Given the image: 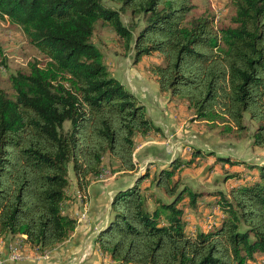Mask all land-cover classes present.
Here are the masks:
<instances>
[{
	"label": "trees",
	"instance_id": "1",
	"mask_svg": "<svg viewBox=\"0 0 264 264\" xmlns=\"http://www.w3.org/2000/svg\"><path fill=\"white\" fill-rule=\"evenodd\" d=\"M227 1L232 14L216 29L213 16L202 14L182 25L190 0H0V20L19 27L47 58L43 66L29 62L10 74V95L0 90L5 246L20 236L39 253L64 244L76 226L65 211L74 201L69 190L83 194L102 175L103 159L108 174L135 172L134 136L157 130L135 96L109 75L92 42L98 21L112 29L133 64L162 58L148 72L196 120L243 139L247 115L255 126L251 145L264 148V0ZM125 12L143 23L138 32L136 22L121 21ZM180 166L174 160L171 170L156 175L154 185L168 200L151 198V208V195L140 188L146 172L114 193L109 221L94 239L99 250L113 264H249L256 254L264 262V164L248 166L256 170L253 181L211 195L217 223L194 237L184 231L182 207L194 208L203 193L173 179ZM242 176L228 177L240 182Z\"/></svg>",
	"mask_w": 264,
	"mask_h": 264
},
{
	"label": "rangeland",
	"instance_id": "2",
	"mask_svg": "<svg viewBox=\"0 0 264 264\" xmlns=\"http://www.w3.org/2000/svg\"><path fill=\"white\" fill-rule=\"evenodd\" d=\"M190 2L192 8L185 15L182 25L186 24L191 17L202 14L205 16H213V26L217 29L224 25L232 14L227 0H190ZM111 6L117 8V6ZM121 21L124 24L130 23L131 21L136 22L137 29L135 32H138L143 26L140 20L131 18L127 12L122 15ZM92 42L101 52L103 63L109 75L121 82L126 89L132 90L137 98H141L138 99L142 102L137 100L140 105L141 103L144 105L147 104L148 107L152 104L155 105L157 115H161L160 117L162 120H165L166 117H170L173 113L179 111L176 109L177 107L181 108V116L185 118L181 121L180 127L177 126V131H174L173 127L172 129L167 128L166 130V127L161 124L159 128H156L157 130L154 131L152 135L158 138V141L163 142L161 145H156L155 149H153L152 155L154 161L146 160L144 163L142 162L136 165L137 170L135 175L136 178L143 175V173L145 174V172L148 175L147 178H149V183H144V185L147 184L148 186L143 191L146 197L151 195V197L149 196L147 198V205L151 208V198L167 199L164 198L163 194L162 198L161 195L155 193L158 189H156V185H154V180L157 178L156 175L161 172L158 170H160V168H163L162 171L171 170L170 164L174 160H177L181 166L180 169L173 170V179L179 178L182 186L190 187L197 192H203L205 200L209 202L207 205L204 203L198 205L199 209L207 212L200 216V212L193 211V209H191V214L183 213L182 210L181 220L184 225V231L190 237H194L199 232L209 231L212 226L217 223L216 215L219 214V209L216 204H214L216 198H210L212 197L211 195L215 193L216 190L227 193L230 186H238L244 182L253 181L254 177L256 179L257 173L256 170L248 168V166L264 164V148L253 147L249 140V136L255 127L254 124L248 120L247 115L244 117L243 123L246 126V134L245 137L243 136V139L231 138L228 134H218L217 130L209 128L206 122L196 120L193 112L187 109L184 102L172 97L170 98L168 94L165 95L155 89L156 85L154 84L153 76L148 73V69L152 65L161 64V57L154 54L133 64L131 57L127 55V52L124 50L121 41L113 34L112 29L101 21L95 24ZM0 52V90L8 95L11 94L8 83L10 74L16 71L26 70V66L29 62H36L39 66H43L47 61V58L42 53L26 41L19 27L11 25L3 20H0ZM142 95H144V97H140ZM170 105L173 106L172 109L174 111L171 109L170 112L167 111ZM144 113L146 119L152 123L155 113L153 114L151 112L152 116L147 115L146 112ZM160 117H158V119ZM164 135L166 136L165 138ZM136 138L135 135L133 138V149L134 152L140 156V151L136 150ZM193 152H199V155L202 157L194 156L195 154ZM171 155L173 160L170 164L159 163V160L167 162ZM163 157H165V159ZM216 158H228L229 161H242L244 164L229 165L216 161ZM103 161L104 170L102 174L107 175L108 171L105 167V159H103ZM186 162L189 163L187 164ZM211 164L215 165L210 167L212 170L209 172V170L207 171V166ZM232 172H237L238 174L242 173V180L237 182L233 179H229L228 176ZM207 177L210 180H207ZM87 187L85 189H87ZM140 188L143 189L142 187ZM71 191L70 189L68 195L71 194ZM71 195L74 201L71 204L69 203V206L67 205L68 207L65 208V211L69 214L75 209L74 213L69 215L75 220L76 215L81 211L82 199H77L76 192L74 191ZM83 198H85L84 194ZM86 203L84 199V219L79 223L76 222V227L82 224L87 225L88 223ZM85 240H89V243L93 242L90 234L85 237ZM45 255H47L46 252H44L43 258L47 257ZM253 258V261L249 264H264L259 254L254 255ZM71 264H77L76 260Z\"/></svg>",
	"mask_w": 264,
	"mask_h": 264
},
{
	"label": "crops",
	"instance_id": "3",
	"mask_svg": "<svg viewBox=\"0 0 264 264\" xmlns=\"http://www.w3.org/2000/svg\"><path fill=\"white\" fill-rule=\"evenodd\" d=\"M152 78H153L154 84L156 85L155 89L157 91H159L154 77H152ZM128 90L133 94L132 90H130V89H128ZM140 97H144V95H142ZM135 98L138 101H141V100H139L141 98L138 97L139 98L138 99L137 96H135ZM141 106L144 107V111L147 113V115L152 116L151 112L153 114L155 113L154 119L152 120V124L156 128H159V125L161 124L162 126L166 127V130H167V128L172 129V127H173V130L177 131V128H178L177 126L180 127L181 121L185 118L184 116L183 117L181 116V110H180L181 108H179V107L176 108L179 111L173 113L170 117H166L165 120H162V118L160 117L161 115L160 116L157 115V112H156L157 110L155 109V105L152 104V105H150V107H148L147 104L144 105L141 103ZM172 108H173V106L170 105V107H168L169 110H167V111L170 112V109L172 111H174ZM158 117H160V118L158 119ZM162 132H163V130H162ZM152 133L153 132H151L149 134V136L147 135L144 137H139L138 135H136V137H137L135 139V141L137 142L136 150L140 151V156H139V154L135 153L134 149H133L132 160L134 162L135 172L133 171L131 173H125V174H123L122 172H114L112 174L107 173V175L102 174L101 176H99L97 179L93 180L88 185L89 188L87 187V189L84 190L83 194L85 196V202H87L86 203L87 220H88L87 225L82 224V225H79L78 227L75 226L73 232L70 234L69 238L64 242V244L60 245L59 247H57L56 249H54L52 251L46 252L47 253V255H45V256H47L46 258H43L44 253H39V252L31 249L28 245H23L21 240L24 239V236H20V240H19V238H17V239L15 238L16 239L15 241L17 244V253H19L22 257H21V259H18V260H10V259H8V247L10 245L14 244L15 242L12 244L8 243L5 246V243L0 238V245H1L0 255L5 260L4 264H71L74 260H76L77 264L78 263L79 264H102V263L103 264H113L112 261L107 257V255L102 253L99 250L97 244L94 243V239H95L97 233L102 231L106 227V225L109 221V218L111 216L109 206L111 204V199H112L114 193H116L117 191L123 190L125 188L131 187L135 183V181L139 177L138 176L136 178V175H135L136 170H137L136 165H138L142 162L144 163L146 160L154 161V157L152 155V153L154 151L153 149H155L156 145H161L163 141H158V138L153 136ZM165 137L166 136L164 135V138ZM163 158L165 159V157H163ZM172 160L173 159H172V155H171L168 158L167 162L163 161V160H159V163L170 164V162ZM202 165H204V164H202ZM214 165L215 164L208 165L207 166L208 168L206 167L207 171L209 170V172H210L212 170V169H210V167H212ZM162 169L163 168H160V170H158V171L160 172V171H162ZM208 177H207V180L209 179ZM146 182L149 183V178H146L145 180H143L140 187L145 189L148 186L147 184H145L146 186L144 185V183H146ZM230 187H232V186H230ZM73 190L71 191V194H72ZM156 191L157 192H155V193L157 195H161V197L163 198L161 191L160 190H156ZM216 191L217 192L220 191V192L224 193L221 190H216ZM71 194H69V195H71ZM224 194H227V193H224ZM204 197L205 196H202L201 199L196 202V205L194 208H188L186 206L182 207L183 213L191 214V211H192L191 209H193V211L200 212L199 216L201 214L207 213V212L202 211L201 209L198 208V205L201 203H204L206 205L209 204V202L207 200H205ZM210 198L213 199L214 197H210ZM214 204H216V203L214 202ZM74 210L75 209H73L72 212H70L68 215H71L72 213H74ZM76 212H78V211H76ZM88 234L91 235L93 242L89 243V240H85V237ZM89 249H90V251H89Z\"/></svg>",
	"mask_w": 264,
	"mask_h": 264
},
{
	"label": "built area",
	"instance_id": "4",
	"mask_svg": "<svg viewBox=\"0 0 264 264\" xmlns=\"http://www.w3.org/2000/svg\"><path fill=\"white\" fill-rule=\"evenodd\" d=\"M76 195H77V199L80 200V198L82 199V203H81V211L76 215V218H75V223H79L81 222L83 219H84V214H85V208H83V197L81 195V193L79 192H76ZM16 246L17 244L14 243V245H11L8 247V259L10 260H18V259H21V255L19 253H17V249H16ZM4 259L0 256V264H4Z\"/></svg>",
	"mask_w": 264,
	"mask_h": 264
},
{
	"label": "bare ground",
	"instance_id": "5",
	"mask_svg": "<svg viewBox=\"0 0 264 264\" xmlns=\"http://www.w3.org/2000/svg\"><path fill=\"white\" fill-rule=\"evenodd\" d=\"M81 195H82V197H83V194H81ZM84 199H85V198H83V208H84Z\"/></svg>",
	"mask_w": 264,
	"mask_h": 264
}]
</instances>
